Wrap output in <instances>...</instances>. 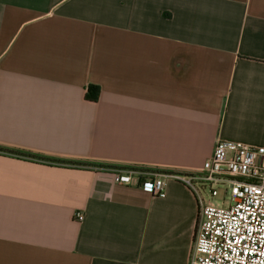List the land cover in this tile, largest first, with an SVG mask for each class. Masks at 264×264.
<instances>
[{
	"label": "crops",
	"instance_id": "0c3cea01",
	"mask_svg": "<svg viewBox=\"0 0 264 264\" xmlns=\"http://www.w3.org/2000/svg\"><path fill=\"white\" fill-rule=\"evenodd\" d=\"M218 140L264 146V0H0V147L92 165L0 154V264H189L193 192L114 175Z\"/></svg>",
	"mask_w": 264,
	"mask_h": 264
},
{
	"label": "built area",
	"instance_id": "2783aa9c",
	"mask_svg": "<svg viewBox=\"0 0 264 264\" xmlns=\"http://www.w3.org/2000/svg\"><path fill=\"white\" fill-rule=\"evenodd\" d=\"M174 180L196 197L198 221L189 264H264V146L218 140L211 157L191 173L115 172L119 185L163 196ZM223 190L222 203L213 199ZM78 221L84 220L76 213Z\"/></svg>",
	"mask_w": 264,
	"mask_h": 264
},
{
	"label": "trees",
	"instance_id": "16d2710c",
	"mask_svg": "<svg viewBox=\"0 0 264 264\" xmlns=\"http://www.w3.org/2000/svg\"><path fill=\"white\" fill-rule=\"evenodd\" d=\"M99 94H100V88L97 86L91 85L88 88L86 98L89 101L97 102ZM0 154L19 156V157H23V158L30 159L33 161H40V162H45V163L57 164V165H67V166H73V167H91L92 166V165L84 164L80 162H71V161H64V160H59V159H53V160L46 159L45 157L37 156L29 152L17 151L13 149L2 148V147H0ZM105 168L109 169V167H105ZM124 170L141 171V169H138L135 167L127 168Z\"/></svg>",
	"mask_w": 264,
	"mask_h": 264
},
{
	"label": "rangeland",
	"instance_id": "374dc122",
	"mask_svg": "<svg viewBox=\"0 0 264 264\" xmlns=\"http://www.w3.org/2000/svg\"><path fill=\"white\" fill-rule=\"evenodd\" d=\"M225 200L226 204L229 203L228 197L224 196L223 190H219V196L214 198L213 201L214 203H222Z\"/></svg>",
	"mask_w": 264,
	"mask_h": 264
}]
</instances>
